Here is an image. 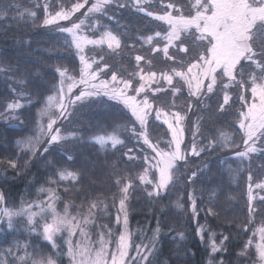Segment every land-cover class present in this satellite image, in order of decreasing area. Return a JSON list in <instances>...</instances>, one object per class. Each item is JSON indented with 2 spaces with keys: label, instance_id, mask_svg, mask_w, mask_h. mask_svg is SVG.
Returning a JSON list of instances; mask_svg holds the SVG:
<instances>
[{
  "label": "snow or ice",
  "instance_id": "6c2138e0",
  "mask_svg": "<svg viewBox=\"0 0 264 264\" xmlns=\"http://www.w3.org/2000/svg\"><path fill=\"white\" fill-rule=\"evenodd\" d=\"M34 7L35 10L24 8L21 11L14 0H0V20L31 21L34 25L39 21L38 27L51 29V35L63 37V47L72 54L74 61L79 62L78 75L75 66L71 70L61 66L56 68L59 79L49 89L51 94L43 99V107L38 111L40 119L31 129L32 135L14 142L17 149L15 158L0 159V169L4 173L0 179L8 182L22 178L41 160L45 171L52 170L45 181L47 184H59L69 178L77 180L78 175L83 179L90 164L87 158L77 174L66 169L57 170L53 160L46 157L57 151L66 153L69 149L64 146L70 141H82L76 132L64 134L63 128L58 125L69 121L78 110L93 106L106 110L120 105L129 113V124H116L111 133L92 139L101 147L110 143L117 150V146H125V140H134L140 145L139 151L143 156L129 155L133 153L132 148L123 155L127 157L126 163L142 166L143 171L138 177L118 174L115 180L118 191L113 194L111 203L97 198L87 205L86 213L83 204L65 203L63 210H59L60 197L51 187L37 189L43 199H22L18 207L9 206L8 198L0 191V232H18L15 221L26 218L24 228L28 236L57 249L53 254L55 258L46 257L41 255V250L35 247L32 240L21 243L16 239L9 243L7 249L0 248V264H29V261L31 264H57L58 261L62 264L64 256H67L68 264H169L168 259L160 258L164 233L159 216L156 217L155 229L149 228L151 236L142 237L140 243L134 242L129 227L130 200L139 189L155 205L164 196L171 195L180 181H184L185 186L203 183L212 173L214 161L221 166L219 171H227L233 182L243 179L247 172L249 219L248 223L237 225L238 232H246L254 222L252 216L258 212L257 202L264 204V195H261L264 193V177L256 175L251 167H244L245 161L250 160L253 154L264 155V0H44L42 5L38 3ZM123 9L151 18L150 22H158L154 26L161 30L154 35H130L141 29L134 24L121 23L116 13ZM104 17L115 27L103 23ZM65 23L67 26H63ZM100 29L103 31L100 32ZM9 30L11 26L0 33V37H6ZM97 32H100L99 36ZM122 37L133 40V43L124 44ZM136 40L148 45L152 53L162 52L165 62H171L170 66L159 72L151 70L155 67L152 60L137 54L133 71L128 72L124 67L113 70L115 65L105 62L104 55H99L97 59L89 54L90 49H103L105 45L112 53L123 52L125 48L135 49ZM159 41H163L162 48ZM17 44L21 48L25 45L30 47L31 42L20 39ZM153 44L156 46L152 47ZM127 56L128 53H124V58ZM14 59L19 61L22 57ZM0 72L24 77L36 75L30 71L21 72L19 63L6 64ZM13 82L19 86L26 84L24 79ZM161 84L165 87L161 88ZM185 89L187 100L184 104L155 102L159 93L171 92L175 97L178 93L183 94ZM9 90L12 98L7 102L0 101V107H4L0 119L18 120L23 125L24 121L16 114L17 110L26 106L20 99H25L27 106L41 101L30 99L31 93L18 92L15 87ZM234 91L239 93L240 103L235 110ZM35 95L39 97L42 93ZM194 108L208 112L209 118L212 115L218 118L234 115L233 131L217 129L211 135L206 134L202 130L203 117L189 121L188 114ZM153 115L156 121L167 125L170 138L163 141V147L160 140L153 142L149 136ZM44 118H47L46 124ZM189 123L191 129L185 127ZM189 130L192 133L190 147L186 139ZM123 133L129 134L125 140L120 139ZM237 139L242 141V150L241 145L236 143ZM71 150H75V145ZM218 151L221 155H214ZM25 156L28 159L25 160ZM194 159L197 161L195 165L192 163ZM67 160L76 162L72 156H67ZM138 161L139 164L136 163ZM230 161L237 166L232 167ZM224 165H227L226 169ZM9 170L14 174L12 177L6 175ZM127 171L130 173L132 169ZM57 174L59 179L51 178ZM137 179L138 185L135 183ZM195 192V187L187 192V201L190 202L191 219L199 225L195 229L196 236L204 243L207 226L199 224V212L203 209L198 208ZM177 207L182 206L177 203ZM69 208H78L79 211L73 215ZM113 208L116 210L115 230L111 224H97L98 219L112 221L110 209ZM153 210L149 209L150 212ZM205 214L219 215L211 206ZM260 214H264V208L260 209ZM5 223L7 229L4 228ZM178 235L181 240L184 239L183 233ZM219 235L222 238L217 243V233L209 232L210 243L207 246L211 252L207 264H230L223 254L230 255L231 236ZM256 235L259 236L255 243L256 255L259 264H264V223L244 243L237 253L238 260L248 256ZM57 240H63V243L58 244ZM145 240L148 242L144 243ZM29 248L33 251L29 252ZM21 251L23 255H19ZM189 252L186 249L176 258L184 260ZM216 256L220 259L217 260Z\"/></svg>",
  "mask_w": 264,
  "mask_h": 264
},
{
  "label": "trees",
  "instance_id": "16d2710c",
  "mask_svg": "<svg viewBox=\"0 0 264 264\" xmlns=\"http://www.w3.org/2000/svg\"><path fill=\"white\" fill-rule=\"evenodd\" d=\"M15 3L20 5L21 11L24 8L35 10L36 4H43L44 0H14ZM114 8V6H113ZM112 12L109 13L111 15ZM13 15V13H9ZM117 17L121 20L122 24H134L140 31L130 33L135 37L154 35L156 31H160L161 28L155 27L154 24L158 22H150L151 18L142 17L137 14H132L127 9L120 10L116 13ZM40 16L42 19L43 12L41 9ZM103 23L110 24L115 27L112 22L107 20V17L103 18ZM39 21L37 22V25ZM29 21L28 23L17 22L14 20H0V33L4 32L6 28L11 26V30L7 32L6 37H0V68H4L6 64L15 65L19 63L21 65V72L30 71L36 74L33 77H24L20 74L13 76L8 72H0V101L7 102L12 98L10 87H15L18 92L23 91L31 93L29 97L32 100L40 99V103H34L31 106H27L25 99H20L22 104L26 106L17 110V115L24 123L21 125L18 120L4 121L0 119V159L15 158L16 146L15 141L25 136L32 135L31 129H33L39 120L38 111L43 105V99L50 95L49 89L55 84L58 79V73L56 68L58 66L68 67L70 70L73 66L76 67V74L78 75L79 62L73 60L72 54H70L62 44L63 37L51 35V29L38 27ZM63 26H67L65 23ZM166 27V26H165ZM23 39L24 41H30V47L25 45L20 47L17 41ZM124 44L131 45L133 40L122 37ZM160 47H163V41H159ZM137 47L135 49L125 48L123 52L112 53L111 50L103 47L90 49L89 54L96 56L99 59V55L106 57L105 62L115 65L113 70L119 67H124L128 72H131L135 68L134 57L137 54L144 55L147 60H152L155 67L151 70L161 71L166 70L170 66L171 62H165L163 53L155 54L151 52V48L146 44H141L139 40H136ZM155 44L152 45L154 47ZM174 51V50H173ZM124 53H128L127 58H124ZM7 54V55H5ZM22 57L19 61L14 57ZM36 63H33V62ZM108 75H111L109 72ZM24 79L25 86H19L13 81H19ZM161 88L165 85L161 84ZM36 93H42L37 97ZM234 93L238 96L239 93ZM237 96L233 105V110L239 108V102ZM156 103L161 102L171 104L173 101L176 104H184L187 100V90L185 89L183 94H177L173 97L171 92L157 94ZM150 95V99H151ZM215 98H213L214 100ZM211 103V102H210ZM6 106V104H5ZM179 110V109H177ZM4 111V107H0V112ZM188 115H190L193 121H196L199 117H203L202 130L206 134L211 135L213 131L217 129H223L227 132H232L235 126V116H219L212 115L209 118V113L201 111L199 108H194ZM129 124V113H127L122 106L114 105L105 109H99L93 106L92 108H83L76 112L69 121L64 122L61 126L64 130V134L69 132H76L78 136L82 138V141H70L64 147L69 149L64 154L57 152L50 153L46 158L52 159L53 164L57 170L66 169L68 172H74L79 174L82 162L85 158L90 161L88 165V174L81 179L78 175L77 180L71 178L61 181L59 184H47L45 181L50 177L51 169L45 171L42 167L43 160L39 164H35L31 167L30 171L22 178L9 180L4 182L0 179V189L8 198L9 206H19L21 200L33 201L36 199H43L42 195H39L37 189L40 187L54 188L57 195L60 197V203H58V209H63L64 204H75L77 206L84 205V212H87V205L97 198L103 200L105 203H111L112 196L118 191L115 185L117 175H132L138 177L142 172L143 167H137L136 164L126 163L127 157L123 155L129 148L133 149V153L136 156H143V153L139 151L140 145H137L134 140L127 139L128 133L120 135V139L125 140V146H117V149H113L110 145L101 147L98 143H95L92 139L95 136H102L113 131V126ZM231 124V126H229ZM166 128L161 123L151 119L149 123V136L153 142H156L159 136L165 133ZM236 143L241 145V140L237 139ZM75 145V150L73 149ZM43 149L41 148L40 151ZM229 156L231 153H227ZM214 155H221L218 151ZM67 156L76 158L74 163L71 160H67ZM222 158V156H221ZM24 159H28L27 156ZM59 161V163H57ZM195 163L197 161L194 159ZM22 163V161H21ZM139 164L140 162H136ZM232 167H236V163L230 161ZM113 166H116L115 168ZM221 166L213 162L212 173L209 174V178L205 182H197L194 186H185L184 181H180L177 186L172 189L171 195L164 196L159 202L153 205L150 203L146 194L142 193L139 189L136 190L134 196L130 200L129 210V227L133 233L135 243H140L142 237L151 236L149 228L155 229L156 217H160V227L164 235L161 242L163 251L161 259H168L169 264H207L210 256L211 249L207 246L210 241L208 240L209 232L217 233V243H219L220 233L231 236V246L229 248L230 255L225 253L224 259L229 261L230 264H253L256 262V249L253 244L250 247L249 254L245 259L238 260L237 253H239L244 243L249 240L251 228L254 224L259 226L264 223V214H260V209L264 208V204L257 202V214L252 216L251 223L247 231H237V225L248 223V211H247V172L244 173L243 179L233 182L227 171L221 173L219 168ZM225 169L227 165L223 166ZM245 168L251 167L256 175L264 177V155L260 153L253 154L250 160H246L244 163ZM131 168L129 173L127 169ZM120 169L125 171L121 172ZM3 169H0V176H2ZM6 175L12 177L14 174L11 170L7 171ZM52 179H59L58 174L52 176ZM186 180V178H185ZM34 181V182H33ZM135 183L138 185L139 180ZM237 184L239 186H237ZM195 187V195L197 197L198 208L203 209L199 212V224L207 226L204 233V243L200 238L196 236L195 229L199 226L191 219L190 202L187 201V192L191 191ZM264 195V193H261ZM235 199H232V198ZM211 201V203H210ZM179 203L182 207H177ZM214 207V210L219 213L218 216H206V210L208 207ZM103 207V205H101ZM150 208H154L152 212ZM69 211L75 215L79 209L69 208ZM112 221L107 219H98L97 224H111L114 225V218L116 210L110 209ZM18 232L7 230L0 232V248L7 249L9 243L18 239L21 243L32 240L35 247L41 250L43 256H53L57 249H53L47 242H40L33 240L29 237L24 225H26V218H18L15 221ZM4 228L7 229L6 223ZM115 230V227H113ZM179 233L184 234V239L181 240ZM34 235V234H33ZM175 237V239H174ZM148 241L145 240L144 243ZM65 249V248H64ZM190 250L187 257L184 260L177 259L176 257L180 252L184 250ZM29 252L33 251V248L28 249ZM65 251V250H64ZM23 251L19 255H23ZM39 258V257H37ZM53 258H55L53 256ZM217 260L220 256L215 257ZM10 259V258H9ZM65 262V256L62 264ZM31 264V261H29ZM60 264V261L57 262Z\"/></svg>",
  "mask_w": 264,
  "mask_h": 264
},
{
  "label": "rangeland",
  "instance_id": "374dc122",
  "mask_svg": "<svg viewBox=\"0 0 264 264\" xmlns=\"http://www.w3.org/2000/svg\"><path fill=\"white\" fill-rule=\"evenodd\" d=\"M82 11H84V10H82ZM102 31H103V29H100V32H102ZM100 32H97L96 35L99 36V35H100ZM155 46H156V45H155ZM155 46H154V47H155ZM104 47L107 48L106 45H105ZM109 76H110V75H109ZM233 95H234V97L237 96L235 93H233ZM237 99H238V102H239V95L237 96ZM42 107H43V105H42ZM42 107H41V108H42ZM239 107H240V103H239ZM39 119H40V117H39ZM151 119L155 120L154 115H153V117H152ZM155 121H156V120H155ZM189 121H190V122H194L193 119H192V117H191L190 115H189ZM157 122L162 124V122H160V121H157ZM44 123H45V124L47 123V118H44ZM162 125H163V124H162ZM163 127L166 128V131H165V133L162 134V136H159L158 139H157V140H160V141H161V147L164 146L163 141H166L167 139L170 138V137L167 135V125H163ZM185 127L191 129V123L186 124ZM106 135H107V134H106ZM102 136H103V135H102ZM186 139H187L188 144H189V147H190V146H191V139H192V133H191V130H189V131L186 133ZM240 144H241V148H240V150H242V143H240ZM107 145L112 146L110 143L107 144ZM192 163H193V165L196 164L194 160L192 161ZM142 171H143V170H142ZM181 171H183V165H181ZM185 178H186V177H185ZM59 210H60V209H59ZM62 210H63V209H61V211H62ZM253 224H254V225H253L254 227L251 228L249 238H250V237H253L255 230H256L258 227H260L259 225L255 224V223H253ZM113 227H115V226L113 225ZM66 235H67V234H65V238H66ZM258 240H259V236L256 235L255 238H254V246H253V247H255V243H256ZM57 243H58V244H62V243H63V240H57ZM64 248H65L64 250H65V252H66V251H67V247L65 246ZM64 264H68V258H67V256H65V262H64ZM256 264H259V261H258V257H257V255H256Z\"/></svg>",
  "mask_w": 264,
  "mask_h": 264
},
{
  "label": "water",
  "instance_id": "95a60500",
  "mask_svg": "<svg viewBox=\"0 0 264 264\" xmlns=\"http://www.w3.org/2000/svg\"><path fill=\"white\" fill-rule=\"evenodd\" d=\"M0 191H1V189H0Z\"/></svg>",
  "mask_w": 264,
  "mask_h": 264
}]
</instances>
